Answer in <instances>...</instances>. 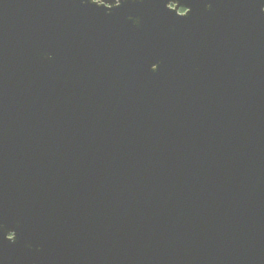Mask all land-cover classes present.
<instances>
[{
	"label": "water",
	"instance_id": "obj_1",
	"mask_svg": "<svg viewBox=\"0 0 264 264\" xmlns=\"http://www.w3.org/2000/svg\"><path fill=\"white\" fill-rule=\"evenodd\" d=\"M0 264H264V0H0Z\"/></svg>",
	"mask_w": 264,
	"mask_h": 264
},
{
	"label": "flooded vegetation",
	"instance_id": "obj_2",
	"mask_svg": "<svg viewBox=\"0 0 264 264\" xmlns=\"http://www.w3.org/2000/svg\"><path fill=\"white\" fill-rule=\"evenodd\" d=\"M184 12H185L184 9H179V13H180V14H183Z\"/></svg>",
	"mask_w": 264,
	"mask_h": 264
}]
</instances>
